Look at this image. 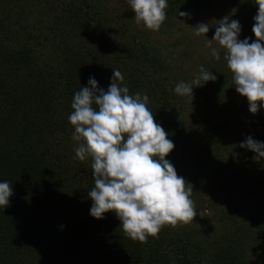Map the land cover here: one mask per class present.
<instances>
[{"label":"trees","instance_id":"16d2710c","mask_svg":"<svg viewBox=\"0 0 264 264\" xmlns=\"http://www.w3.org/2000/svg\"><path fill=\"white\" fill-rule=\"evenodd\" d=\"M213 1L168 0L166 19L196 15ZM32 6L39 17L30 18ZM124 31L101 0H0V182L13 189L9 206H0V264H264V161L253 162L244 150L257 167L253 179L244 169L224 170L225 153L233 158L241 148L216 126L203 143L188 141L184 111L173 112L166 90L167 63ZM115 69L130 95L149 97L147 107L175 145L165 159L175 165L190 153L187 173L177 174L192 185L194 204L201 184L218 181L253 208L246 221L236 222L234 205L211 242L178 223L141 244L126 236L114 213L90 217L91 159L75 158L79 142L68 117L89 76L107 90ZM253 122L251 137L264 142V110Z\"/></svg>","mask_w":264,"mask_h":264},{"label":"clouds","instance_id":"9594fccd","mask_svg":"<svg viewBox=\"0 0 264 264\" xmlns=\"http://www.w3.org/2000/svg\"><path fill=\"white\" fill-rule=\"evenodd\" d=\"M128 2L138 25L155 32L165 22L168 0ZM255 4L258 10L251 43L248 38L239 39L241 24L236 19L229 22V17L216 22L211 40L206 38L210 24L194 27V35L205 37L215 60L221 55L212 42L225 50L235 91L246 99L252 115L264 110V0H255ZM179 16L190 18L185 12ZM112 73L107 90L89 76L87 86L74 94L68 120L74 127L73 140L79 142L75 158L91 159L94 187L88 192L90 217L100 220L105 213H114L129 239L146 244L148 237H156L165 225L175 228L178 223L193 221L198 214L191 199L193 187L165 159L175 145L147 107L149 97L130 95L121 71ZM216 79L201 66L191 82H178L174 93L191 103L194 88ZM239 147L254 154L253 162L264 161V142L248 136ZM12 195V185L0 182V206H9Z\"/></svg>","mask_w":264,"mask_h":264},{"label":"rangeland","instance_id":"374dc122","mask_svg":"<svg viewBox=\"0 0 264 264\" xmlns=\"http://www.w3.org/2000/svg\"><path fill=\"white\" fill-rule=\"evenodd\" d=\"M101 1L105 8L125 25L126 37L132 39V35H135L134 38L145 44V48L148 47L156 51L157 55L167 63L171 77L166 83V90L172 96L173 112L176 113L180 107L184 111V121L187 125L185 138L190 141L193 136L203 143L204 138L207 139L211 134L210 130L216 126L217 134H221L223 131L225 134L232 135L233 140L238 144L237 147L240 148L239 144L251 136L250 132L256 114L249 113L246 99L235 91L233 74L224 59L225 50L219 46L218 42L213 41L212 48L219 49L221 55L219 61L215 60L205 37L194 35V27L200 23L210 24L206 38L211 40L215 34V27L218 26L216 22L229 17V22L236 19L241 24L242 31L239 39L248 38L251 43L255 39L252 34V27L258 10L255 0H215L209 8L198 10L196 15H190V18L166 19L161 28L155 32L146 29L142 23L139 25L136 23L135 14L131 10L128 0ZM37 10V7L32 6L30 18L39 17ZM30 18L29 21H31ZM115 28L117 26L114 24L113 29ZM121 32L119 31L116 37H123ZM201 66L216 75L217 79L215 82H208L203 87L194 88L193 99L190 103L186 98L176 95L174 88L178 82H191L199 73ZM261 114L262 110L258 111L257 115ZM239 150L238 156L233 158L225 153V162L228 163L224 170L229 173H236L244 169L247 170V174L252 179L256 178L258 176L255 173L257 167L249 163L250 156L243 154L246 149ZM189 155L190 153L181 156L174 163L178 174L187 173L190 165ZM200 190L199 198L194 204L198 214L192 222L180 223V226L187 228L197 237L207 239L208 242L218 238V231L224 232V224H228V222L220 221L223 213H227L234 205H239L240 208L237 209V212L240 218L236 222L240 223L242 220L246 221V215L253 209L247 208V204L244 206L236 196H228L218 181L213 185L201 184ZM247 200L250 199L247 198ZM199 212L202 213L201 216ZM204 213L206 215H203ZM252 242L254 240H251ZM249 246L250 243L248 242L244 248H249ZM247 254H250V251H247Z\"/></svg>","mask_w":264,"mask_h":264}]
</instances>
